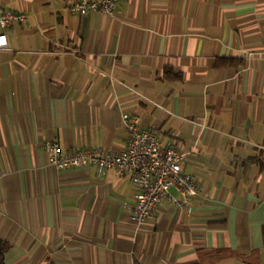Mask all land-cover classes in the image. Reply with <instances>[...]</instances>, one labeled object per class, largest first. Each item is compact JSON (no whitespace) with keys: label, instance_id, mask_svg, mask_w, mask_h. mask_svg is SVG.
Here are the masks:
<instances>
[{"label":"crops","instance_id":"0c3cea01","mask_svg":"<svg viewBox=\"0 0 264 264\" xmlns=\"http://www.w3.org/2000/svg\"><path fill=\"white\" fill-rule=\"evenodd\" d=\"M77 1L0 0L26 16L0 50L6 264H264V0ZM122 115L186 154L190 207L136 223L127 176L48 165L50 141L123 151Z\"/></svg>","mask_w":264,"mask_h":264},{"label":"built area","instance_id":"2783aa9c","mask_svg":"<svg viewBox=\"0 0 264 264\" xmlns=\"http://www.w3.org/2000/svg\"><path fill=\"white\" fill-rule=\"evenodd\" d=\"M116 3L117 0H78L71 3L68 10L78 17L88 12L110 16L115 12ZM25 21L23 13L0 5V50H7L5 32ZM121 119L127 139L120 153L101 149L65 152L56 142L50 141L43 145L48 165L56 170L94 166L99 172L115 170L119 175L127 176L137 190L132 214L136 223L151 221L163 199H168L177 208L190 207V202L202 194L195 179L181 170L186 154L172 145L162 146L155 131L142 126L136 116L122 115ZM172 189L178 193V200L170 197Z\"/></svg>","mask_w":264,"mask_h":264},{"label":"trees","instance_id":"16d2710c","mask_svg":"<svg viewBox=\"0 0 264 264\" xmlns=\"http://www.w3.org/2000/svg\"><path fill=\"white\" fill-rule=\"evenodd\" d=\"M8 245L0 241V264H6V253Z\"/></svg>","mask_w":264,"mask_h":264}]
</instances>
